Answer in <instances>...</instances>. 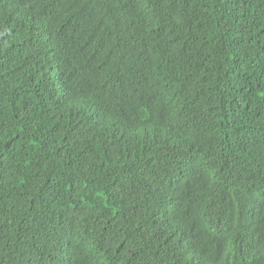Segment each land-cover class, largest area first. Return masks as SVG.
I'll return each mask as SVG.
<instances>
[{
  "label": "trees",
  "instance_id": "1",
  "mask_svg": "<svg viewBox=\"0 0 264 264\" xmlns=\"http://www.w3.org/2000/svg\"><path fill=\"white\" fill-rule=\"evenodd\" d=\"M0 264H264V0H0Z\"/></svg>",
  "mask_w": 264,
  "mask_h": 264
},
{
  "label": "bare ground",
  "instance_id": "2",
  "mask_svg": "<svg viewBox=\"0 0 264 264\" xmlns=\"http://www.w3.org/2000/svg\"><path fill=\"white\" fill-rule=\"evenodd\" d=\"M197 158V157H196ZM193 166V165H192Z\"/></svg>",
  "mask_w": 264,
  "mask_h": 264
}]
</instances>
